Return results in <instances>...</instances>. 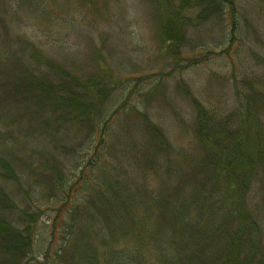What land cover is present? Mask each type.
I'll use <instances>...</instances> for the list:
<instances>
[{
  "label": "rangeland",
  "instance_id": "374dc122",
  "mask_svg": "<svg viewBox=\"0 0 264 264\" xmlns=\"http://www.w3.org/2000/svg\"><path fill=\"white\" fill-rule=\"evenodd\" d=\"M167 1L0 0V215L37 213L27 264H167L158 252L173 238L178 264L208 263L213 247L195 209V224L177 220L175 202L164 207L145 191L179 184L188 198L185 182L206 147L195 100L216 119L236 111L244 150L264 138V0H231L197 23L204 5L179 9L168 24L179 38L164 26ZM35 46L42 57L32 56ZM28 68L43 84L62 83L61 69L92 74L105 91L92 95L99 103L89 115L24 109L34 102ZM251 178L247 205L264 229V167ZM92 198L104 214L95 204L88 218Z\"/></svg>",
  "mask_w": 264,
  "mask_h": 264
},
{
  "label": "trees",
  "instance_id": "16d2710c",
  "mask_svg": "<svg viewBox=\"0 0 264 264\" xmlns=\"http://www.w3.org/2000/svg\"><path fill=\"white\" fill-rule=\"evenodd\" d=\"M224 3L230 4L232 2L231 0H192L191 2L180 0L174 5L172 0H168L165 2L168 11L165 10L167 18L164 19V26H168L172 15L184 7L192 5L196 7L197 4L204 5L195 16L198 21H192L197 23L213 14L226 12L227 8L223 7ZM169 7H172L174 12H170ZM191 19L187 15L188 22L186 23H190ZM166 31L173 32L174 30H170L168 26ZM173 36L179 38L181 34L173 32ZM33 52L35 54L32 56L42 57L38 47L32 50ZM27 54L25 53L26 56ZM26 71H28L26 74L28 76L26 92L34 98V102L24 109L34 106L41 113L44 110L50 113L61 106L67 111L73 109L81 115H89L90 109L99 103L96 96L99 98L100 95L98 94L105 91L102 90V86L97 85V82L94 81L97 77L92 76V74H89L88 78L82 79L79 75L76 76L61 69L58 78L62 83L56 84L55 80H49L48 84H43V79L29 72V68ZM64 84L67 87L65 89L66 94L57 93L54 88L50 89L55 86L63 87ZM94 93L96 96H92ZM105 93H108V90ZM44 102H47L50 107L48 105H45V108L42 107ZM249 103L252 104L250 98ZM195 106L198 121V125H196L197 135L206 147H203L205 156L203 155L199 159L198 164L192 169V173L185 182L188 188V198L178 196L179 184H174V187H171L164 183L163 188L158 190L159 192L145 191V193L149 197H154L164 207L172 206V202H175L173 207L177 220L183 219L188 223L195 224L193 212L195 209L199 224L203 226L199 229L204 230V234L206 233L209 237L207 243L213 247L208 251L207 264H264V229L257 214L248 207L246 194L249 185L252 183L251 176L255 169L264 167V138L262 136L258 138L257 145L252 147L250 151L244 150L241 147L242 140L238 139L240 125L236 127L232 123L236 111L216 119L200 101L195 100ZM96 121H100V118L90 119L89 124L92 125ZM231 139L232 142L230 143ZM101 140H104L103 135ZM189 158L196 162L197 156L190 155ZM2 162L3 164H1L7 171L13 172L5 160L2 159ZM170 171V167L164 168L163 177L169 178ZM214 189L216 192L221 191L220 194H212ZM0 192H2L1 187ZM164 192H167L173 200L165 196ZM130 193L131 199H133L135 195ZM92 199H87V202H84L85 217L93 213L95 204L98 206L96 214L103 213L101 208L103 202ZM189 200L193 204L192 209L188 205ZM260 200L257 206L264 209V194ZM124 207L126 208V205ZM209 215L212 216V219ZM37 218V213L28 212L26 209H22L17 217L12 214L9 216L0 215V264H27L28 258H32L30 250ZM171 234L173 235L170 233V236ZM172 241L171 246L165 247L166 252H158V256L167 264H178L176 262L180 258L178 251L182 247L176 238H173ZM128 261L122 262V264H126ZM112 262L118 264L119 260L115 258Z\"/></svg>",
  "mask_w": 264,
  "mask_h": 264
}]
</instances>
